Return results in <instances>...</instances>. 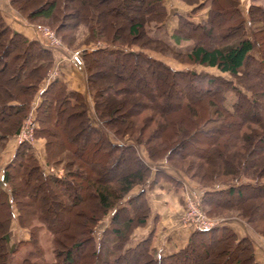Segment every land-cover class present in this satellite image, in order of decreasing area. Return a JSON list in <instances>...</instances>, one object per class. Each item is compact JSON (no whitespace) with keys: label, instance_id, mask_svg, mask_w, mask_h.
Listing matches in <instances>:
<instances>
[{"label":"trees","instance_id":"16d2710c","mask_svg":"<svg viewBox=\"0 0 264 264\" xmlns=\"http://www.w3.org/2000/svg\"><path fill=\"white\" fill-rule=\"evenodd\" d=\"M7 1L27 20L48 19L67 45L80 34L85 42L100 38L110 47L77 49L84 93L67 87L58 77L39 89L34 135L44 138L48 162L61 164L62 173L46 172L31 145L18 142L0 176L3 255L11 256L28 243L26 239L10 248L6 245L14 205L17 223L27 228L33 244L14 264H40L30 255L42 252L34 245L33 235L43 228L49 232L52 255L42 264H72L73 250L82 242L95 256L86 264H188L199 253L195 241L205 247L204 252L216 247L218 264H261L254 257L250 237L237 236L226 223L193 228L185 245L167 254L153 250L150 231L134 243L127 240L149 213L144 184L153 180L147 178L150 165L138 153V145L150 161L163 159L174 170L210 186L202 193L203 207L222 208L230 200L223 195L233 196L235 203L246 201L248 211L237 207L240 218L264 235V212H257L264 207V166L245 158L246 150L264 152V0H248L244 11L240 0H181L191 10L177 14L171 38L174 42L189 39L182 48L146 29L164 19L163 0H74V7L72 0ZM205 6V16L192 19L190 15ZM217 14L225 21L221 27L215 22ZM147 49L215 67L220 73L174 68ZM50 63L48 48L12 29L0 11V149L17 131ZM246 123L257 127L243 129ZM61 133L69 145L60 142ZM189 141L201 144L194 151L210 160L211 151L215 164L190 163ZM49 143L57 148L52 151ZM53 153L56 159L50 160ZM238 153L235 161L231 156ZM58 193L61 197L56 198ZM24 196L36 205L22 209ZM50 204L70 215L84 211L83 218L57 223L45 213ZM107 211L109 222L95 240L94 225ZM71 224L76 225L74 229Z\"/></svg>","mask_w":264,"mask_h":264},{"label":"rangeland","instance_id":"374dc122","mask_svg":"<svg viewBox=\"0 0 264 264\" xmlns=\"http://www.w3.org/2000/svg\"><path fill=\"white\" fill-rule=\"evenodd\" d=\"M5 1H7V0H5ZM173 1L174 0H165V2H163L165 10H166V15H165L164 19L161 21V23L159 24V26H153L152 24H149V25H146V29L148 31V34H150L154 37L169 41L175 48H182V47H186V45L190 42L189 39H180L177 42H174L173 39L171 38V34L173 31V28L176 26V23H177V14L187 15V13H189L191 10V5L186 4L185 2L180 0L183 3V7L180 8L178 3L176 1H174V2ZM111 2L115 3V0H111ZM169 2H170V4H169ZM165 3L167 6H165ZM3 4H4V2H3ZM71 5L74 7L75 5H77V2L72 0ZM240 7H241V4H240ZM206 10H207V6L196 10L190 16L192 17V19L198 20L201 17L205 16ZM0 11L3 15L4 20L8 23V25L12 29H15V28H13V25L18 27L17 23L18 24L20 23L23 26V28L29 30V33H31V34L27 35V33L25 34L21 31H19V32L23 33L27 37L36 38L41 45L48 48V50L50 51V55H51V63L49 65L48 69L45 71L43 77L39 81L38 89L34 93L33 97L30 99L29 107H28L26 113L24 114V116L22 117L17 131L8 139L13 138L16 142V145L18 144L19 141H25V142L29 143L31 145V148H32L31 152L34 155L37 162L40 164V166L46 172L49 171V172H53L55 175H60L62 173V165L61 164L60 165L58 164L56 166L50 165V163L48 162V159L45 155V140H44V138L41 136L36 137L34 135L35 130L38 127L37 126L38 125L37 124V118H36V114H35V108H36V105H37L38 100H39L38 91H39V89H42L44 86H46V84L49 80L59 76L58 72H57L58 65H59L60 61L67 59L68 53L72 52L73 50L77 51V49H80V48L89 49V48H94V47H107V46L110 47V44H108L106 41H104L100 38L95 39V40H89V41L85 42L83 39L84 38L83 35L79 34L76 41L72 42L70 45H67L64 41L61 40L59 34L55 32L53 26L51 25V23H49L48 19L36 18V19L27 20L18 11L13 9L9 5L8 1L5 2V8H3V7L1 8V3H0ZM168 11L171 12V15L173 16V18H174V16L176 18V23L172 29L169 28L170 27L169 18H166L169 14ZM175 11H177V12H175ZM215 22L218 23V26L220 25V27H221L224 25L225 21L223 20V17L218 16V14H217V16L215 17ZM36 25H44V26L48 27L49 29H51L53 31L54 35L60 40V46H58L57 48L48 47L45 44L44 39L40 35L36 34V32L34 30V27ZM23 31H25V30H23ZM205 43L208 44V41H206ZM132 48H137V46L135 44H133ZM145 51L148 54L154 55L155 57L161 59L166 64H168L174 68L188 67V68H191L195 71H209V72H213V73H220L219 71L216 70L215 67L204 66L201 64L182 61L183 58L175 59L167 53H160L158 51H154V50H150V49H147ZM79 67H80V69H82V72H83L82 64H80ZM50 72H53V74L49 75ZM146 77H147V79L149 78L148 75H146ZM84 80H85V77H84V72H83V85H84L83 93L85 92V81ZM138 83H140V82H138ZM140 85H141V83H140ZM84 96L87 99L88 106L90 108L89 95L87 93H85ZM168 114L169 113H166V115H168ZM27 115H29L28 118H30V120L32 121V126H31V131H30L31 132V138H29V140H18L20 135H21L20 134L21 130L26 125V123H24L23 121L25 120ZM169 115H171V113ZM22 122H23V124H22ZM253 125L251 123H246L245 126H243V129L247 130L248 127H251V126L257 127L256 123H254ZM37 138H39V139L37 140ZM8 139L6 140L4 146L0 149V152L3 151L4 148L6 147ZM59 139H60L61 143L65 142L66 145L70 144V142L68 141V138L63 133H61L59 135ZM125 140L130 141V139H126V138H125ZM114 141H115V139H114ZM16 145H15V147H16ZM200 145L201 144L193 143V142L189 141V143H188L189 151L188 152L191 153L190 158H189L190 163L191 162L196 163V162L200 161L203 163L202 165H207L206 163L208 160L210 163L215 164L213 154L211 153V151H208V155L211 157L212 160H210V158L208 159L207 155L205 153H198V151H196V152L194 151L193 148H196L197 146L200 147ZM49 148L52 151H54L53 149L57 148V145H55V144L51 145L49 143ZM89 150H90V148H88L87 151H89ZM224 150H225V152H227L226 155H230L229 153L231 152V150H230V152L227 151V150H229V147L225 146ZM224 150H223V152H224ZM137 151L140 154V156H142L143 159L149 163L150 170H149L147 178L153 179V180H152V183H150L149 185H147V183L144 184V187H145L144 195H145L147 204L149 206V213L146 216L145 221L142 225H139V226H136L133 228L132 233L130 234V236L127 240V243H134L136 240L140 239L141 237H144V235H147L148 231H150L151 232L150 245L152 246L153 250L154 251H160V253H162V254H167L171 251L177 250L178 248L184 246L186 241H187L189 232L193 228H208L211 226L226 223L230 227L233 228V230L235 231V234L237 236H241L244 234V235H248L250 237V239L252 240V243H253V254H254L255 259H256L255 250L257 251V253L259 255L262 254V256L264 257V235L259 233L258 231H256L251 225H249L242 218H240L239 212L237 210L238 209L237 207H242L244 209V211L245 210L248 211L247 210L248 208L245 206L246 201L241 202V200H238L235 203L233 196L223 195V198H225V199L230 198V200H229V202H226L225 204H223L222 208H219V207H209L208 208L209 205L208 206L205 205L203 207L200 199H201L202 193L210 186H205V185L199 184L197 181L198 180L197 178L194 177L192 179L190 177H187L185 174H183L179 170H174L169 164H167L165 161H163V159H157L154 161H150L147 158L142 146H140V145L137 146ZM212 152H213V150H212ZM53 154H54L53 158L49 157L50 160L56 159L55 153H53ZM242 154H243V151H242ZM204 155L206 156V160L204 159ZM11 156L5 161V163H3L4 157H5V152H2V154L0 153V172H1L2 168L6 165V163L10 160ZM231 157H234L235 161H237V160H239L240 153L236 154V156H235V154H232ZM246 157L249 159H252L254 161L256 160L257 163H261L264 166V152L262 150L255 149V148L250 149L249 151L246 150L245 158ZM54 160H52V161H54ZM217 165H218V163H217ZM219 166L220 165H218L217 167H219ZM263 170H264V168H263ZM220 177H222V176L219 175V178ZM224 179H226V178H224ZM13 180L15 182L18 181V178L15 177V172L13 174ZM204 183L208 184V183H211V181L205 180ZM220 186H223V184H221ZM139 187H140V184L134 185L130 189L129 193L136 191L137 188H139ZM60 195L61 194L56 195V198L61 197ZM42 196H45V195H42ZM22 198L26 199L27 196H24ZM47 198H48V196H47ZM47 198H45V201L47 200ZM212 198L213 197H210L209 200H212ZM22 201H23V202H21L22 209H30L31 205H33V204L36 205L35 203H32V201H30L28 199L22 200ZM172 201H175V203H171ZM209 203H210V201H209ZM234 203H235V205H234ZM46 204H47V202H46ZM158 204H160L159 207H158ZM27 207H29V208H27ZM160 207H161V209H160ZM206 209H207V211H206ZM12 210H13V216L10 218V220L8 222V226L6 227V232H7L6 245H7V247L10 248L14 244H16V242L21 241V240H26V239H28V243L25 244L24 246H22V248L20 250H18L16 253H13V255H11V256H9V254L3 255V253L1 252L2 248L0 246V264H5L6 260L9 262V264H14V262L16 260H18L21 257V255L27 249H32V247H33L32 246L33 244H31L29 241V238H30L29 231L27 230V228L21 227L17 223L16 216H17L18 211L14 205H12ZM40 211H42V210H40ZM197 212H199L202 215V218L205 221V224L207 226H205V227H203L202 225L197 226V224L194 222V215ZM257 212H264V207H260L257 210ZM45 213L48 214V216L55 217L58 220L57 223H59V222L64 223L66 218L71 219L73 217L76 219H82L84 211H80L77 213L72 212L73 214L70 215L69 213L67 214V212H64L63 210L59 209L57 206H54V205L52 206L50 204L49 211L45 212ZM109 214H110L109 211L105 212L104 214H102L100 216V218L95 223L94 232H93L95 240H97L100 237L102 229L107 226V224L109 222ZM4 222L5 221H1V217H0V237H1V233H3L4 229H5V227H4L5 223ZM76 223L78 225V222H76ZM75 226H76L75 224H71L70 228L74 229ZM176 227L183 228L185 230V233L182 235L180 233L181 232L180 230L177 229V231H175ZM48 234H49V232L43 228L41 230L38 229V233L36 232L33 235L34 236V243H35L34 245H36V243H37V248L42 252L39 255L32 254V255H30V258L35 259L40 264L50 260L51 255H52V252H51V249L49 246V235ZM37 235H38V238H37ZM185 235H186V238H185V241L183 242V244H180L181 246L176 247L175 242L176 241L180 242ZM83 236H84V233H81L80 237L83 238ZM177 237H180V238L177 239ZM0 243H1V238H0ZM164 244H166V245H164ZM194 246L198 248L197 252H199V253H197V256L195 257V259L192 260L188 264H212L211 260H215L216 264L220 263L219 261L221 259L219 256L217 257V255H216V247L214 248V246H211L208 251L205 250V252H204V249L202 251L201 248H205V247L199 245L197 241H195ZM261 249H263V253H261L262 252ZM260 250H261V252H260ZM73 251H74V253H76L75 254L76 257H75L72 264H86L88 261L94 260L95 256L92 253H90V251L88 250L87 244L85 242H82L81 244H79ZM200 254H203V255H200ZM7 257H8V259H7ZM232 264H235V262H232Z\"/></svg>","mask_w":264,"mask_h":264},{"label":"crops","instance_id":"0c3cea01","mask_svg":"<svg viewBox=\"0 0 264 264\" xmlns=\"http://www.w3.org/2000/svg\"><path fill=\"white\" fill-rule=\"evenodd\" d=\"M174 1H176L178 3L180 8L183 7V3L180 0H174ZM3 2H4V4H3ZM5 2H7V1L0 0L1 8L2 7L5 8ZM163 2H165V0H163ZM247 3H248V0H240L241 9L243 11L245 10ZM169 4H170V2H169ZM165 6H167L166 3H165ZM168 12H169V14H168V16L166 18H169V22H170V27L169 28L172 29L174 27L175 23H176V18L174 16V18H175L174 19L173 16L171 15V12L170 11H168ZM175 12H177V11H175ZM17 25H18V27L13 25V28H15L16 30L21 31V32H23L25 34L27 33V35L31 34V33H29V30L23 28V26L20 23L19 24L17 23ZM23 30H25V31H23ZM57 72H58V75H59L58 77L65 81L67 87L83 92L84 85H83V72H82V69H80L79 66L73 64L72 61L68 58V56H67V59H64V60L60 61L59 65H58ZM38 139L39 138H37V140ZM15 145H16V142H15V140L13 138L8 139L6 147L4 148L3 151L0 152L1 154H2V152H5V157H4L3 163H5V161L12 155ZM0 176H1V172H0ZM171 203H175V201H172ZM159 206H160V204H158V207ZM160 209H161V207H160ZM177 229L181 231L180 233L182 235L185 233V230L183 228L176 227L175 231H177ZM178 238H180V237H177V239ZM185 238H186V235L182 238V240L180 242L176 241L175 242L176 243L175 246L176 247L181 246L180 244H183V242L185 241ZM164 245H166V244H164ZM261 250H262V252H261ZM261 250H260V252L263 253V249H261ZM255 256H256V260L258 262H260L261 264H264V257L262 256V254L259 255L257 253V251L255 250Z\"/></svg>","mask_w":264,"mask_h":264},{"label":"built area","instance_id":"2783aa9c","mask_svg":"<svg viewBox=\"0 0 264 264\" xmlns=\"http://www.w3.org/2000/svg\"><path fill=\"white\" fill-rule=\"evenodd\" d=\"M34 30L36 34L40 35L44 39V42L48 47L57 48L58 46H60V40L54 35L53 31L49 29L48 27L44 25H36L34 27ZM68 58L72 61L73 64L77 66H79L82 63L81 58L76 50H73L72 52L68 53ZM52 74L53 72L49 73V75H52ZM28 116L29 115H27V117L23 121L24 123H26V125L21 130L20 132L21 135L18 140H29V138H31L30 131H31V126H32V121L30 120V118H28ZM194 222L197 224V226L199 225H202L203 227L207 226L205 224V221L202 218V215L199 212H197L194 215Z\"/></svg>","mask_w":264,"mask_h":264}]
</instances>
